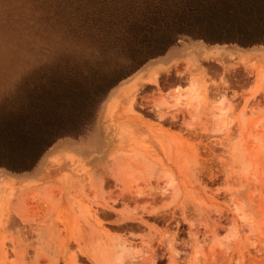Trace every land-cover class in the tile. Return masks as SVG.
<instances>
[{
	"label": "rangeland",
	"instance_id": "374dc122",
	"mask_svg": "<svg viewBox=\"0 0 264 264\" xmlns=\"http://www.w3.org/2000/svg\"><path fill=\"white\" fill-rule=\"evenodd\" d=\"M75 1L0 0V99L76 53ZM0 177V264H264V45L181 36Z\"/></svg>",
	"mask_w": 264,
	"mask_h": 264
},
{
	"label": "trees",
	"instance_id": "16d2710c",
	"mask_svg": "<svg viewBox=\"0 0 264 264\" xmlns=\"http://www.w3.org/2000/svg\"><path fill=\"white\" fill-rule=\"evenodd\" d=\"M74 13L76 53L0 99L2 168L31 171L58 139L81 135L113 87L181 36L264 45V0H76ZM93 55L107 70L93 69Z\"/></svg>",
	"mask_w": 264,
	"mask_h": 264
},
{
	"label": "bare ground",
	"instance_id": "6f19581e",
	"mask_svg": "<svg viewBox=\"0 0 264 264\" xmlns=\"http://www.w3.org/2000/svg\"><path fill=\"white\" fill-rule=\"evenodd\" d=\"M218 54V53H217ZM157 75H159L156 71H151L150 72V77L148 78L149 80H150V82L151 83H155L156 81H158L157 80ZM135 86V84H127V85H122V86H120V88L118 89V91L112 96V100H116L117 99V97H118V94H122L123 96H128L130 93H131V91H132V89H133V87ZM195 87H196V84H195V82H191L190 83V88H191V90L193 91L194 89H195ZM133 98H134V96H133ZM133 101V100H132ZM135 101V100H134ZM177 102V108H178V111H183V108H185L184 107V105H183V103H182V101L180 100V98H178V100L176 101ZM113 103V102H112ZM110 105H112V104H110ZM122 105V104H121ZM156 108H157V106H156ZM159 109V108H158ZM1 178V177H0ZM3 183V182H2ZM9 183V182H8ZM9 186H10V184H9ZM248 196V195H247ZM264 221V220H263ZM262 221V222H263ZM261 225V224H260ZM259 225V226H260ZM261 227H262V225H261ZM261 229V228H260ZM262 230L263 229H261V232H262Z\"/></svg>",
	"mask_w": 264,
	"mask_h": 264
}]
</instances>
